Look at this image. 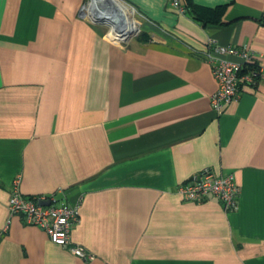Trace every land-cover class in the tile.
<instances>
[{"label":"crops","instance_id":"crops-1","mask_svg":"<svg viewBox=\"0 0 264 264\" xmlns=\"http://www.w3.org/2000/svg\"><path fill=\"white\" fill-rule=\"evenodd\" d=\"M88 1L0 0V264H264V74L218 113L196 52L248 46L264 68V0H193L226 6L219 25L117 0L136 29L123 42ZM205 168L234 174L235 209L182 198ZM17 177L27 196L80 203L71 236L93 259L21 216L5 231Z\"/></svg>","mask_w":264,"mask_h":264},{"label":"built area","instance_id":"built-area-1","mask_svg":"<svg viewBox=\"0 0 264 264\" xmlns=\"http://www.w3.org/2000/svg\"><path fill=\"white\" fill-rule=\"evenodd\" d=\"M90 3L93 4L94 9H97L105 7L107 1L91 0L84 9L89 11ZM171 5L178 12H185L182 0H171ZM107 24L111 32L112 25L109 22ZM111 37L123 42L129 36L121 39L112 35ZM196 52L211 65L217 82V90L212 94L211 99L213 108L218 113L222 112L226 105L239 100L244 85L255 87L264 74V68L255 61L261 58L262 54H257L248 46L222 45L210 39L204 49ZM20 182L19 177L12 182L8 202L9 219L5 231L9 228L10 218L21 216L27 224L43 229L53 243L67 248L73 255L83 260L93 259L83 246L73 242L71 236L74 226L80 221V203L66 204L57 198L56 193L27 196L21 191ZM178 192L185 201L196 203L213 196L222 201L227 210H232L237 207L240 187L233 173L217 175L211 169L205 168L180 184ZM46 200L49 201L48 205L43 204Z\"/></svg>","mask_w":264,"mask_h":264},{"label":"bare ground","instance_id":"bare-ground-1","mask_svg":"<svg viewBox=\"0 0 264 264\" xmlns=\"http://www.w3.org/2000/svg\"><path fill=\"white\" fill-rule=\"evenodd\" d=\"M117 4L118 1L116 0ZM120 6L126 11L123 14L122 13H116L114 10L108 8V7H96L97 9H94L93 7L90 10V13L93 12V16L95 18H103L106 21L110 22L113 27L112 31L113 34L118 35V38L129 35L132 32L133 29V20L131 18V14L128 13L125 6L123 7L122 4ZM125 14L130 15L129 19L125 17Z\"/></svg>","mask_w":264,"mask_h":264},{"label":"trees","instance_id":"trees-1","mask_svg":"<svg viewBox=\"0 0 264 264\" xmlns=\"http://www.w3.org/2000/svg\"><path fill=\"white\" fill-rule=\"evenodd\" d=\"M185 12L190 14L197 21L206 25H219L226 6H218L214 9L196 4L193 0H182Z\"/></svg>","mask_w":264,"mask_h":264},{"label":"rangeland","instance_id":"rangeland-1","mask_svg":"<svg viewBox=\"0 0 264 264\" xmlns=\"http://www.w3.org/2000/svg\"><path fill=\"white\" fill-rule=\"evenodd\" d=\"M88 2H90V0L88 1ZM87 2V3H88ZM95 10H93V12H94ZM132 33H136V29H135V27L132 29V32L129 34V35H126V36H123V37H120V38H126L127 36H129V37H131L133 34ZM115 35V34H114ZM117 38H118V35H115Z\"/></svg>","mask_w":264,"mask_h":264},{"label":"water","instance_id":"water-1","mask_svg":"<svg viewBox=\"0 0 264 264\" xmlns=\"http://www.w3.org/2000/svg\"><path fill=\"white\" fill-rule=\"evenodd\" d=\"M96 20H98L99 22L108 23V21H106V20H105V19H103V18H99V19H96ZM43 204H44V205H48V204H49V201H48V200H46V201H44V202H43Z\"/></svg>","mask_w":264,"mask_h":264}]
</instances>
